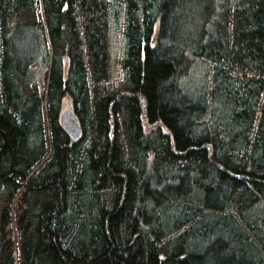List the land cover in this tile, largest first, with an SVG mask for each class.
I'll return each instance as SVG.
<instances>
[{
    "label": "trees",
    "instance_id": "1",
    "mask_svg": "<svg viewBox=\"0 0 264 264\" xmlns=\"http://www.w3.org/2000/svg\"><path fill=\"white\" fill-rule=\"evenodd\" d=\"M0 145V264H264V0H0Z\"/></svg>",
    "mask_w": 264,
    "mask_h": 264
},
{
    "label": "water",
    "instance_id": "2",
    "mask_svg": "<svg viewBox=\"0 0 264 264\" xmlns=\"http://www.w3.org/2000/svg\"><path fill=\"white\" fill-rule=\"evenodd\" d=\"M60 125L72 142L79 141L82 137V125L70 104H63L59 114ZM3 145H0V149Z\"/></svg>",
    "mask_w": 264,
    "mask_h": 264
},
{
    "label": "rangeland",
    "instance_id": "3",
    "mask_svg": "<svg viewBox=\"0 0 264 264\" xmlns=\"http://www.w3.org/2000/svg\"><path fill=\"white\" fill-rule=\"evenodd\" d=\"M121 18V14L119 15L118 12H116L115 14H113L112 16V21H111V27H110V37H111V51H112V55H116L119 58H122L124 55V45L125 42L123 40V37L119 34L118 32V28L120 29V24H118L117 28H115V24L114 23H118V21ZM122 21L124 20L123 16H122ZM121 21V22H122Z\"/></svg>",
    "mask_w": 264,
    "mask_h": 264
}]
</instances>
